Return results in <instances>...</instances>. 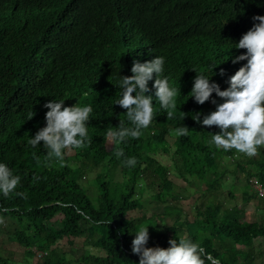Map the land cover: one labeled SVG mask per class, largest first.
Returning a JSON list of instances; mask_svg holds the SVG:
<instances>
[{"label": "trees", "instance_id": "16d2710c", "mask_svg": "<svg viewBox=\"0 0 264 264\" xmlns=\"http://www.w3.org/2000/svg\"><path fill=\"white\" fill-rule=\"evenodd\" d=\"M256 15L264 16V0H0V163L21 177L9 196L0 193V219L10 224L8 240L17 247L7 256L0 251V264L15 254L33 264H139L131 242L141 225L149 227L147 247L167 248L183 235L210 255L206 264H262L253 245L264 239V197L257 190H264V147L249 158L210 146L208 132L219 129L193 117L214 111L211 99L222 101L213 93L199 105L190 93L193 69L221 90L229 87V77L247 63H232L246 51L235 43L259 23ZM156 56L165 58L162 75L180 89L174 118L154 98L150 126L120 143L124 157L117 158L107 129L119 120L132 126L115 105L120 76L132 75L134 60ZM54 99L93 109L91 144L65 149L62 165L45 162L43 142L27 143L46 126L44 104ZM181 126L187 136L175 135ZM132 157L135 167L122 163ZM228 175L246 180L243 202L257 201L260 221L245 222L243 209L222 202ZM233 189L225 200L235 198ZM146 200L161 204L162 213L133 215ZM82 237L83 252L68 260Z\"/></svg>", "mask_w": 264, "mask_h": 264}, {"label": "clouds", "instance_id": "9594fccd", "mask_svg": "<svg viewBox=\"0 0 264 264\" xmlns=\"http://www.w3.org/2000/svg\"><path fill=\"white\" fill-rule=\"evenodd\" d=\"M253 26L242 35L236 49L246 50L243 54L235 56L232 63L246 61L234 75L229 77V87L221 90L218 83H210V79L203 73H198L193 80L190 91L191 97L199 105L209 101L215 93L222 102L211 99L215 110L208 114L197 112L193 119L202 126L211 128L215 126L218 132H208L210 139L207 143L218 149L229 151L235 149L249 158L258 155V149L264 147V16L253 17ZM165 58L156 56L145 61H133L132 75L120 76V98L115 105L126 110V119L132 125L126 126L125 120H119L117 127H109L106 137L117 144L115 156L124 157V150L118 145L127 138H139L142 129H147L154 118L153 99L160 102V106L167 113V119L174 118L177 109V88L169 83V77L163 76ZM215 68V67H214ZM213 68V69H214ZM212 69V70H213ZM224 74L221 69L220 75ZM154 95L148 84L153 80ZM49 109L45 114L46 126L40 128L34 137H30L28 144L37 148L43 142L46 150L45 162L51 164L54 160L61 165L64 162L65 149H82L91 144L87 124L93 109L91 105L65 106V100L56 99L44 104ZM184 118L187 113H183ZM35 113H30V119ZM203 119L201 120V116ZM175 135L187 136L189 128L181 126L174 129ZM35 155V154H34ZM37 163L39 158L37 157ZM125 166L135 167V157L122 161ZM21 177L14 175L5 164L0 163V193L9 196L20 184ZM17 196L27 199L25 193L17 192ZM2 222V219H0ZM131 242V251L139 256V264H206L212 258L206 250L191 238L180 235L170 238L167 248L155 246L147 247L149 241V227L139 226Z\"/></svg>", "mask_w": 264, "mask_h": 264}, {"label": "rangeland", "instance_id": "374dc122", "mask_svg": "<svg viewBox=\"0 0 264 264\" xmlns=\"http://www.w3.org/2000/svg\"><path fill=\"white\" fill-rule=\"evenodd\" d=\"M173 137H169L168 141L169 143H172ZM159 159L161 160L162 164H166L168 165L170 162L169 160L165 157V156H159ZM198 164L202 165L201 160L198 161ZM199 167V166H198ZM228 180L223 184V189H222V193L220 194V199L222 200V202L225 205L228 206H233V205H238L239 208L243 209L245 212V216H244V221L245 222H249V221H260L261 216V211L258 210V208H256V200H249L247 202H243L244 199V195H243V191L245 190L246 187V180L239 179V180H235L233 176L228 175ZM121 178L119 176V174L116 175L115 181H119L120 182ZM231 187H234V192H235V198L233 199H229V200H225V197L228 195V190L231 189ZM148 196L145 194L144 198H147ZM163 209H162V205L158 204L154 201L151 200H146L144 202V207L142 210H139L135 213H133V215L141 217L144 214L146 216H151L153 214H159L162 213ZM170 221H168L169 223ZM11 229L10 224L7 221L2 220V222H0V251L3 252V256H7L9 252L13 251H17V247L15 243H12L11 241L8 240V230ZM85 237V236H84ZM84 237L77 239L75 242V246L73 247V254H68L67 259L68 260H73L76 257H78L82 252H83V248H84ZM68 250V248H67ZM253 251L256 255H260V253H262L263 256H261V262L262 264H264V239L262 238H258L257 240L254 241V245H253ZM15 257L13 258V260H7L6 263L7 264H33V260L31 259H27L25 260V258L22 257V255L19 254H15Z\"/></svg>", "mask_w": 264, "mask_h": 264}, {"label": "built area", "instance_id": "2783aa9c", "mask_svg": "<svg viewBox=\"0 0 264 264\" xmlns=\"http://www.w3.org/2000/svg\"><path fill=\"white\" fill-rule=\"evenodd\" d=\"M257 187H258L257 190L259 192V195L264 197V190L260 186Z\"/></svg>", "mask_w": 264, "mask_h": 264}]
</instances>
